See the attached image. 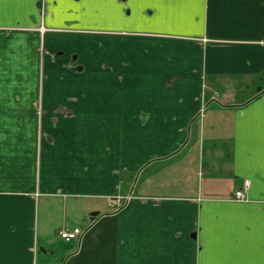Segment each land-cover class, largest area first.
I'll use <instances>...</instances> for the list:
<instances>
[{"label":"crops","instance_id":"crops-1","mask_svg":"<svg viewBox=\"0 0 264 264\" xmlns=\"http://www.w3.org/2000/svg\"><path fill=\"white\" fill-rule=\"evenodd\" d=\"M262 126L264 0H3L0 264H261Z\"/></svg>","mask_w":264,"mask_h":264},{"label":"rangeland","instance_id":"rangeland-1","mask_svg":"<svg viewBox=\"0 0 264 264\" xmlns=\"http://www.w3.org/2000/svg\"><path fill=\"white\" fill-rule=\"evenodd\" d=\"M259 88H262L261 86L256 87L255 89H253L252 87L249 88V92L248 93H237V101L241 102V100L239 99H244L245 96H250L253 93H255V91H258ZM239 89V88H237ZM234 92V90H232ZM205 144H203V139L200 141V149L198 150V152H196L197 156V160L195 163V170H196V176L192 175V181H194L195 184V188H197V184L199 183V181H203L205 182L208 177L205 175L204 179H202V174L208 172L209 169H214V167L211 166V168L208 166L210 165L211 159L208 157V153L211 152L208 148V144L206 142H204ZM205 145V148H204ZM203 148L205 149V153L203 151ZM209 150V151H208ZM222 151V150H221ZM217 169L220 170V173L216 175V178L219 179V183L218 185L222 187V189H225V191L227 192V195L231 194L234 192L235 190V185H231L233 182H235V184H238V182L231 176V174H229V169H228V164L224 165V163L221 162L220 159L215 160ZM157 167L162 166L160 163H155ZM209 168V169H208ZM152 173V172H151ZM230 183V185H229ZM132 197V196H131Z\"/></svg>","mask_w":264,"mask_h":264},{"label":"built area","instance_id":"built-area-1","mask_svg":"<svg viewBox=\"0 0 264 264\" xmlns=\"http://www.w3.org/2000/svg\"><path fill=\"white\" fill-rule=\"evenodd\" d=\"M250 185L249 181L245 182L244 189L238 190L235 193L234 200L238 202H246L247 198L245 196V189H247ZM122 198L117 197L114 199L113 204H111L112 208H120L122 206ZM82 235V230L80 228L74 229H65L60 232V238L65 242L76 241Z\"/></svg>","mask_w":264,"mask_h":264},{"label":"snow or ice","instance_id":"snow-or-ice-1","mask_svg":"<svg viewBox=\"0 0 264 264\" xmlns=\"http://www.w3.org/2000/svg\"><path fill=\"white\" fill-rule=\"evenodd\" d=\"M2 3H3V0H0V4ZM261 142H262V147H264V126H262L261 128ZM260 170L261 172H264V166H262ZM247 231L250 233L253 232L254 225H251V224L248 225ZM261 240H262V243H264V224H262ZM223 264H237V262H223ZM261 264H264V260L261 261Z\"/></svg>","mask_w":264,"mask_h":264},{"label":"water","instance_id":"water-1","mask_svg":"<svg viewBox=\"0 0 264 264\" xmlns=\"http://www.w3.org/2000/svg\"><path fill=\"white\" fill-rule=\"evenodd\" d=\"M258 91H259V93H260L261 88H259ZM97 215H98V213H93V214H92V216H97Z\"/></svg>","mask_w":264,"mask_h":264},{"label":"flooded vegetation","instance_id":"flooded-vegetation-1","mask_svg":"<svg viewBox=\"0 0 264 264\" xmlns=\"http://www.w3.org/2000/svg\"><path fill=\"white\" fill-rule=\"evenodd\" d=\"M44 13V11L42 12V14Z\"/></svg>","mask_w":264,"mask_h":264}]
</instances>
